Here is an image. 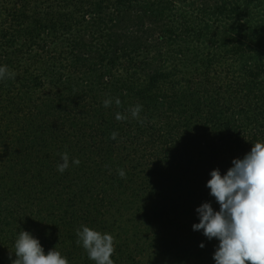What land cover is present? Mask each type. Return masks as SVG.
Instances as JSON below:
<instances>
[{
	"label": "trees",
	"instance_id": "obj_1",
	"mask_svg": "<svg viewBox=\"0 0 264 264\" xmlns=\"http://www.w3.org/2000/svg\"><path fill=\"white\" fill-rule=\"evenodd\" d=\"M4 65L0 264L21 231L95 264L81 225L115 236V264H215L193 225L220 209L210 173L264 142V0H0Z\"/></svg>",
	"mask_w": 264,
	"mask_h": 264
},
{
	"label": "clouds",
	"instance_id": "obj_2",
	"mask_svg": "<svg viewBox=\"0 0 264 264\" xmlns=\"http://www.w3.org/2000/svg\"><path fill=\"white\" fill-rule=\"evenodd\" d=\"M15 78V71L7 65L0 66V81ZM112 103L111 98L103 101L105 108ZM115 104L121 106L119 97L115 98ZM142 109L143 105L137 104L128 111L133 119L143 123ZM116 119L124 121L128 116L117 112ZM117 136L118 133L113 132L110 138L115 140ZM60 156L62 163H58L57 170L61 174L81 163L78 158L70 159L67 152ZM232 164L224 175L218 168L210 173L212 178L207 187L220 209L216 211L210 202L203 203L196 209L200 222L193 225V230H203L208 240H219L213 256L215 264H264V142L253 144L250 152L242 159H234ZM118 174L126 178L123 169H118ZM76 235V243L82 245L95 264H115L112 259L117 243L114 235L86 225L77 228ZM12 254L15 255L12 264H70L56 247L46 254L40 240L29 231L19 232L14 250H10V259Z\"/></svg>",
	"mask_w": 264,
	"mask_h": 264
},
{
	"label": "rangeland",
	"instance_id": "obj_3",
	"mask_svg": "<svg viewBox=\"0 0 264 264\" xmlns=\"http://www.w3.org/2000/svg\"><path fill=\"white\" fill-rule=\"evenodd\" d=\"M215 52H216V50H215ZM222 52L224 53V51L223 50H220V49H218V51H217V53H219V55L221 56L222 55ZM248 56V55H247ZM226 60H221V59H219V57H218V60H215L213 63H214V66L216 65V69L219 71L220 69V67H223L224 69H227V68H229L230 67V65L231 64H234V62H235V64L237 63V60L235 61L234 60V58H232V55L231 54H227L226 56ZM242 61V60H241ZM240 62V61H239ZM216 63V64H215ZM220 64V65H219ZM214 66L212 67V70L214 69ZM217 74H218V76L220 77V75H219V73L217 72ZM223 77H225V76H223Z\"/></svg>",
	"mask_w": 264,
	"mask_h": 264
}]
</instances>
